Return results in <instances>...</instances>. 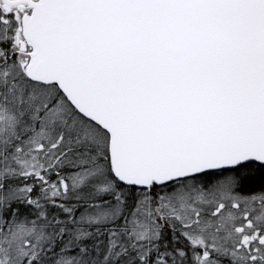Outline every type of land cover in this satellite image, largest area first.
Here are the masks:
<instances>
[{"label": "snow or ice", "instance_id": "obj_1", "mask_svg": "<svg viewBox=\"0 0 264 264\" xmlns=\"http://www.w3.org/2000/svg\"><path fill=\"white\" fill-rule=\"evenodd\" d=\"M0 264H264V0H0Z\"/></svg>", "mask_w": 264, "mask_h": 264}]
</instances>
